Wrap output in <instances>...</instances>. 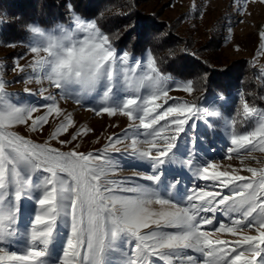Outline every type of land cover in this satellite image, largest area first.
I'll return each mask as SVG.
<instances>
[{"label": "snow or ice", "instance_id": "1", "mask_svg": "<svg viewBox=\"0 0 264 264\" xmlns=\"http://www.w3.org/2000/svg\"><path fill=\"white\" fill-rule=\"evenodd\" d=\"M64 7L75 30L70 23L58 26L59 34L46 35L39 26L26 25L43 40L28 45L32 60L21 65L18 58L12 70L24 73L30 68L26 83L47 81L49 88L58 90L59 99L81 107L96 94L100 105L88 111L96 116L120 114L130 123L122 137H108L96 153L78 151L79 145L62 151L52 142L72 145L91 129L70 133L75 127L71 114L47 88L39 90L47 102L40 106L9 103L0 79V264H113L114 254L118 264H264V167H245L242 170L250 174L245 176L234 174L236 169L220 170L214 162H199L195 150L202 118L220 113L187 101L169 104L171 78L158 72L150 53L148 72L137 75L142 62L134 66L132 55L118 51L111 36L77 12L73 0H65ZM259 36L264 49V30ZM145 83L152 87L151 94L134 95ZM176 90L191 94L193 82L178 83ZM119 91L128 96L114 102ZM41 107L43 114L34 115ZM239 114L244 121L258 119L251 130L229 133L227 159L264 153V111L244 100ZM53 115L62 119L43 143L9 131L23 125L37 133ZM64 133L71 139H63ZM128 139L123 151L150 171L109 179L120 167L110 153L121 152L118 145ZM189 174L204 185L185 186ZM29 201L31 219L22 229ZM217 213L228 223L216 226ZM208 225L232 239H210ZM20 241L23 251L11 250ZM118 242L127 247L120 248ZM57 250L59 255L53 256Z\"/></svg>", "mask_w": 264, "mask_h": 264}, {"label": "rangeland", "instance_id": "2", "mask_svg": "<svg viewBox=\"0 0 264 264\" xmlns=\"http://www.w3.org/2000/svg\"><path fill=\"white\" fill-rule=\"evenodd\" d=\"M128 5L140 9L142 12H149L155 21H160L167 26L170 24L172 27V29L170 28L172 31H170V35H172L173 39L168 41L169 44L173 43L180 46L187 43H206V45L211 43L210 45L213 46V49L210 50H212L213 53L215 51L217 57L226 56L228 59H242L252 67L256 75L258 70L261 71V69L264 68V49L261 48L259 36L260 31L264 30V3H261L260 0H247L246 3H244L243 0H130ZM85 19L94 20L92 18ZM70 23L72 29L75 30V23L74 21L70 22L69 18L66 22H58L51 26H41L36 22L30 24L39 26L47 35L59 34L58 26L62 25L67 28ZM78 36L80 39L83 38V34H78ZM211 37L213 38L211 39ZM42 40L43 38L38 34L32 33H30L25 43H6L0 37V79L5 82L4 91L8 94L6 97L8 102L17 104L18 106L25 104L40 106L47 103L39 95V90L42 87L47 88L49 92L56 95L59 106L65 113L71 114L75 122V127L69 128L70 133H74L82 128L91 129L86 136H81L72 145L61 146L53 141V145L61 147L62 151H68L71 147L79 145L78 151L96 153L104 149L105 145L108 143V137H122L130 123L127 117L120 114L113 116L102 114L101 116H96L93 112L88 111V108L94 106L98 107L100 105V97L96 94H91L88 99L85 100L84 106L81 107L71 99H59L58 90L49 88L47 81H44L42 84L36 83L35 80L31 83H26L25 81L28 79V75L32 73L30 68H26L24 73H18L12 70L14 62L18 58L21 65L28 64L32 60V56L26 51V47L28 45L39 44ZM8 44H15L16 47H8ZM117 50L120 52L124 51L119 48H117ZM148 54V52L141 55L131 54L134 66L137 61L143 64L142 71L138 70L137 75L148 72ZM157 70L162 76L170 77L162 73L158 67ZM170 78L169 83L173 90L169 92V95L172 97V99L168 101L169 104L187 101L190 104L197 105L201 108H209L210 110L220 113L218 116L202 118L200 128L197 130V135L201 140L197 144L195 150L199 162H214L219 165L220 170L232 171L236 169L239 171L234 174L245 176L250 175L242 170L245 167H264V153L259 151L252 152L251 154L244 153L240 158H226L228 155L227 150L230 146L229 133L232 131L242 133L251 130V128L255 126V122L258 119L257 117H252L247 121L243 120L242 126H233L231 117L225 110L228 103L232 102L229 101L228 97L205 96L196 103L191 100V94L176 90V84H183L189 80L180 77ZM173 81H175V83H173ZM255 81L259 80L255 79ZM26 88L31 91L25 92ZM254 89L255 101L264 106V91L260 90L257 86L256 88L253 86V90ZM151 92L152 87L148 83H145V85L140 88L139 93L134 95L147 96L150 95ZM240 94L241 103L246 100L247 103L251 105V100L248 98L247 94L243 91H241ZM45 95H47V93H45ZM127 96L128 93L119 91L113 97V100L114 102H120L126 99ZM221 97L223 98L221 99ZM255 108L264 111L263 108ZM43 112L44 109L41 107L40 111L34 113V115H42ZM59 119L62 118H57L54 115L49 116V123L37 133L28 132L27 128L23 125H16L9 129V131L24 136L26 139H31L34 143H43L48 139L51 131L57 126ZM203 121L210 122L212 126L208 127ZM62 138L70 140L71 136L68 133H64ZM128 143H130V139L118 145L122 150L121 152L110 153L112 159L116 161L120 167L115 173L109 174V179L119 180L125 177H133L136 172L144 173L150 171L147 165L143 164L141 161L132 159L123 151L125 144ZM241 160H243V163H241ZM33 180L37 181L38 177L34 175ZM135 181L139 183H148L140 180L139 177H135ZM204 183V181L195 180V178L191 177V174H189V178L185 181V186L191 188L195 184L203 186ZM161 192L163 194V190H161ZM31 213V202L29 201L25 205V215L20 225L22 229L28 226ZM216 221V226H218L219 222L228 223L227 217L222 213L216 214ZM212 228V225L205 226V230L210 232V239H232L228 234L211 231ZM118 245L122 249L127 247L123 242H118ZM23 247V241H20L16 245L11 246V250L19 253L23 251ZM56 255H59L58 250L53 254V256ZM118 259V254H114L113 264H118ZM201 259L203 258L201 257Z\"/></svg>", "mask_w": 264, "mask_h": 264}, {"label": "trees", "instance_id": "3", "mask_svg": "<svg viewBox=\"0 0 264 264\" xmlns=\"http://www.w3.org/2000/svg\"><path fill=\"white\" fill-rule=\"evenodd\" d=\"M129 2L73 0L77 12L85 18L94 19L101 30L113 38L116 48L132 55L151 53L162 73L192 81L193 102L197 103L205 96L228 97L232 102L225 110L231 120H235L233 126L243 124L239 114L242 108L241 91L247 94L253 107L264 109L255 101L253 90V86H257L264 91L260 70L256 75L242 59L217 57V53L210 50L213 49L211 43L209 46L206 43L169 44L168 41L173 39L170 35L171 25L155 21L149 12H142L128 5ZM64 3L65 0H0V20L4 21L0 24V37L6 43H25L30 35L26 25L36 22L41 26H51L66 22L69 17Z\"/></svg>", "mask_w": 264, "mask_h": 264}]
</instances>
